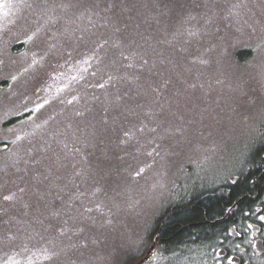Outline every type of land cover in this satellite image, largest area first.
Listing matches in <instances>:
<instances>
[{"label": "trees", "instance_id": "16d2710c", "mask_svg": "<svg viewBox=\"0 0 264 264\" xmlns=\"http://www.w3.org/2000/svg\"><path fill=\"white\" fill-rule=\"evenodd\" d=\"M88 1L93 7L97 4V0ZM136 2L101 0L104 8L115 12L105 18L123 23L114 29L95 23L88 29L74 24L63 34L51 29L54 22L48 19L46 25H40L41 30L34 29L23 40L14 41L11 50L25 52L29 37H36L39 47L35 53L42 57L46 84L58 89L68 88L70 83L72 96L64 102L51 103L55 120L42 131H25L15 153L19 139L0 140V154L11 149L13 155L10 160L6 155L0 158V264H40L51 260L59 249L65 255L61 254L58 264H72L70 256L73 258L74 253L71 255L69 249L75 241L96 242L98 224L90 220L103 212L101 203L92 197L99 181V168L93 166L92 160L97 158L102 164L106 153L100 157L97 147L94 151L92 146H85L84 139L98 140L103 134L116 147L112 152L121 156L123 146L117 152L118 138L121 133L135 130L133 123L146 121L150 123V134L161 136L170 129L164 118L167 107H179L184 101L191 103L196 95L197 80L194 83L192 67L180 63L184 51L172 45L163 22L175 21L179 12L197 0ZM18 8L11 12L13 17ZM45 26L51 31L43 29ZM237 55L245 59L249 52L238 51ZM205 64L198 58L195 72L204 70ZM174 73L179 76L174 77ZM13 79L1 81L0 86L13 85ZM43 91L37 97L39 105L49 99V90L44 87ZM250 91L246 92L244 106L238 102L231 109L230 118L242 115L231 124V134L240 132L248 108L258 106L264 99L252 98ZM34 108L13 115L5 125L27 120L38 111ZM6 196L12 198L5 200ZM195 199L196 195L189 202ZM189 202L178 201L167 207L165 211L170 215L161 231L160 221L154 223L152 232L158 234L157 246L166 254L194 244L197 238L201 210L197 203L189 209L184 207ZM84 211L91 214L81 217ZM82 226L96 231L92 239L78 234ZM114 243L112 248H116ZM88 252L92 254L89 248Z\"/></svg>", "mask_w": 264, "mask_h": 264}, {"label": "rangeland", "instance_id": "374dc122", "mask_svg": "<svg viewBox=\"0 0 264 264\" xmlns=\"http://www.w3.org/2000/svg\"><path fill=\"white\" fill-rule=\"evenodd\" d=\"M18 1L0 0V82L14 78L13 85L0 86V140L19 139L14 153L25 131H42L55 120L51 103L72 96L70 83L68 88L58 89L46 84L42 57L35 53L39 47L36 37L30 39L25 52L11 50L14 41L23 40L48 19L54 22L50 28L63 34L74 24L87 29L94 23L111 29L123 25L122 21L105 18L115 12L104 8L101 0L94 7L88 0H21L20 6ZM17 8L13 17L11 12ZM163 24L172 45L184 51L180 63L192 67L196 95L191 103L167 107L164 118L170 129L161 136L150 134L146 121L133 123L135 130L118 138L117 152L123 146L121 156L112 152L116 147L103 134L98 140L84 139V145L98 149L100 157L106 153L102 164L97 158L92 160L99 168L92 197L101 203L103 212L90 220L98 224L96 242L75 241L69 249L71 255L74 253L73 258L70 256L72 264H123L127 259H131L127 264H134L141 258L155 236L154 223L160 221L167 207L178 201L189 202L213 174L214 151L223 149L231 124L242 117L230 118L233 106L238 102L244 106L246 92L252 89V98L264 97V0H197L179 12L175 21ZM43 29L50 30L46 26ZM238 51H248L249 56L241 58ZM198 58L206 64L204 70L195 72ZM44 87L49 90V99L39 105L37 97L44 94ZM34 107L38 111L27 120L5 125L8 118ZM184 112L187 115L183 116ZM130 151L135 153L130 155ZM5 155L10 160L11 149ZM5 155L0 154V158ZM88 214L84 211L81 217ZM95 233L87 226L78 232L85 239H92ZM112 241L116 248H112ZM155 250L149 264H199L195 247L167 254L163 249ZM61 254L65 255L59 249L51 260L40 264H58Z\"/></svg>", "mask_w": 264, "mask_h": 264}, {"label": "flooded vegetation", "instance_id": "af4514ba", "mask_svg": "<svg viewBox=\"0 0 264 264\" xmlns=\"http://www.w3.org/2000/svg\"><path fill=\"white\" fill-rule=\"evenodd\" d=\"M246 114L240 132L214 151L215 170L195 202L184 206H200L197 238L182 247H195L199 264H264V99ZM169 213L163 215L158 231ZM157 238L158 234L152 239L153 252L142 264L154 258Z\"/></svg>", "mask_w": 264, "mask_h": 264}, {"label": "water", "instance_id": "95a60500", "mask_svg": "<svg viewBox=\"0 0 264 264\" xmlns=\"http://www.w3.org/2000/svg\"><path fill=\"white\" fill-rule=\"evenodd\" d=\"M154 248H155V243L153 242L149 245L148 249L146 250L145 256L136 260L134 264H142L146 259L149 258Z\"/></svg>", "mask_w": 264, "mask_h": 264}, {"label": "snow or ice", "instance_id": "6c2138e0", "mask_svg": "<svg viewBox=\"0 0 264 264\" xmlns=\"http://www.w3.org/2000/svg\"><path fill=\"white\" fill-rule=\"evenodd\" d=\"M29 39H31V37H29ZM141 171H143V169H141ZM12 197L10 196H6L4 197L5 200L11 199ZM262 220H264V217H261ZM229 261L231 262V258H229Z\"/></svg>", "mask_w": 264, "mask_h": 264}]
</instances>
